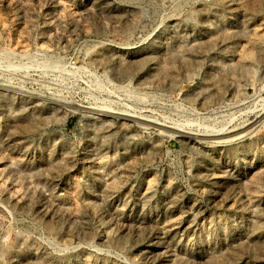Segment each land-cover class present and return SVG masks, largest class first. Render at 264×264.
Wrapping results in <instances>:
<instances>
[{
  "label": "rangeland",
  "instance_id": "1",
  "mask_svg": "<svg viewBox=\"0 0 264 264\" xmlns=\"http://www.w3.org/2000/svg\"><path fill=\"white\" fill-rule=\"evenodd\" d=\"M0 264H264V0H0Z\"/></svg>",
  "mask_w": 264,
  "mask_h": 264
}]
</instances>
